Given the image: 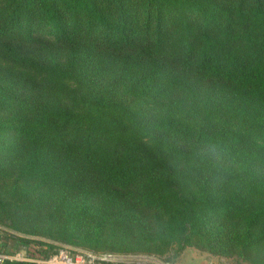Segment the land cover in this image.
Here are the masks:
<instances>
[{
  "label": "trees",
  "instance_id": "trees-1",
  "mask_svg": "<svg viewBox=\"0 0 264 264\" xmlns=\"http://www.w3.org/2000/svg\"><path fill=\"white\" fill-rule=\"evenodd\" d=\"M0 231L264 264V0H0Z\"/></svg>",
  "mask_w": 264,
  "mask_h": 264
},
{
  "label": "built area",
  "instance_id": "built-area-1",
  "mask_svg": "<svg viewBox=\"0 0 264 264\" xmlns=\"http://www.w3.org/2000/svg\"><path fill=\"white\" fill-rule=\"evenodd\" d=\"M144 260L152 264H169L154 257L145 258ZM4 261L32 262L37 264H128L120 256L95 254L80 249L70 250L67 247H61L45 258L32 257L27 254L25 248H20L13 252L0 249V264Z\"/></svg>",
  "mask_w": 264,
  "mask_h": 264
},
{
  "label": "rangeland",
  "instance_id": "rangeland-1",
  "mask_svg": "<svg viewBox=\"0 0 264 264\" xmlns=\"http://www.w3.org/2000/svg\"><path fill=\"white\" fill-rule=\"evenodd\" d=\"M3 234L0 231V244L1 241L6 243V249L13 252L17 249L24 248L23 246L14 247V241L12 239L2 238ZM125 259V262L128 264H146L145 258H150L153 254H144V253H136V254H115ZM150 255V256H147ZM160 259V261L165 260L163 262H167L169 264H247L245 262L237 263L234 260V257H223L213 255L201 250H198L194 247H185L181 252L175 255L174 247L169 249L163 255H155Z\"/></svg>",
  "mask_w": 264,
  "mask_h": 264
}]
</instances>
